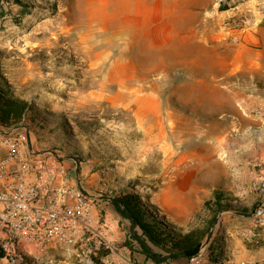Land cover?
I'll return each mask as SVG.
<instances>
[{
	"label": "rangeland",
	"instance_id": "obj_1",
	"mask_svg": "<svg viewBox=\"0 0 264 264\" xmlns=\"http://www.w3.org/2000/svg\"><path fill=\"white\" fill-rule=\"evenodd\" d=\"M238 1L166 0L163 31L153 28V0H0V79L33 104V145L75 158L97 199L135 191L147 204L176 174L198 175L213 158L237 159L230 114L242 112L239 83L264 96V64L242 75V39L226 33L242 27ZM222 10L227 17L218 21ZM195 17L198 36L188 29ZM208 215L203 206L184 231ZM237 223L242 242L264 251L256 233L243 235L264 229L247 216ZM126 240L48 248L30 263L92 264L101 252L113 255L110 263ZM209 244L202 245L208 254ZM220 245L215 250L229 260ZM137 257L131 252L121 264H144Z\"/></svg>",
	"mask_w": 264,
	"mask_h": 264
},
{
	"label": "crops",
	"instance_id": "obj_2",
	"mask_svg": "<svg viewBox=\"0 0 264 264\" xmlns=\"http://www.w3.org/2000/svg\"><path fill=\"white\" fill-rule=\"evenodd\" d=\"M154 5L158 7V11L154 16L153 28L165 31L167 23L166 0H153ZM231 7V6H230ZM242 13V27L235 30H228L226 33H232V36L242 39V61L239 62L237 70L242 71V75L246 72H257L258 68L264 64L263 47L257 46L264 43V0H240L234 6ZM162 8V9H161ZM233 9V8H232ZM226 11L222 10L218 21L221 17H227ZM197 12V11H196ZM234 13H238L233 10ZM241 15V14H240ZM240 17V16H239ZM230 21V20H229ZM191 34L195 31V36H198V19L190 21ZM189 26V25H188ZM193 35V34H192ZM253 85L242 81L239 83L241 87V95H239V103L242 112L238 111L230 114L236 119L238 129L237 138L232 141L236 145L239 154L237 159L213 158L206 164V169L200 170L198 175L192 174H176L174 182H168L161 186L158 191L146 197L148 203L155 205L161 213L165 215L164 219L177 227L186 230L187 222L192 218V215L199 212L203 207L205 200L211 199L214 190H224L231 193L233 203L243 205H253L257 201V196L247 190V184L257 171L256 165L259 160L264 157V123L259 117L251 112L258 106L264 107V96L261 98L256 93ZM29 143L26 145L32 150L37 151V147L33 145L32 137L28 136ZM5 153L3 145L0 144V157ZM68 175L73 179L77 175L80 178V187L91 192L90 185L83 181L82 173L77 171L79 164L74 159H64ZM76 167V168H75ZM234 168V169H231ZM237 168V169H235ZM92 195V194H91ZM95 209L93 210L92 232L86 233L84 238L79 242L87 244L96 237H99L104 244L111 245L115 239H125L129 232V221L122 218L114 209L108 198L97 199ZM243 216L234 214L229 211H224L220 214L218 223L214 229L212 240L215 239L227 249L230 258L223 261L222 264H239L244 260H255L258 263L264 262V251L249 249L242 242V226L237 221ZM252 219L251 217H248ZM191 229V228H190ZM244 236L248 237L251 233H256V242L264 241V231L249 230V233L244 230ZM99 243V241H98ZM114 248V247H113ZM206 251V246L203 247ZM117 251V259H110L107 255L103 258L105 264H121L129 261V256L132 251L125 246L120 247ZM133 255L138 254V262L151 264L152 262L136 251ZM208 252H206L207 255ZM122 261V262H121ZM170 264H186L183 262H172Z\"/></svg>",
	"mask_w": 264,
	"mask_h": 264
},
{
	"label": "built area",
	"instance_id": "obj_3",
	"mask_svg": "<svg viewBox=\"0 0 264 264\" xmlns=\"http://www.w3.org/2000/svg\"><path fill=\"white\" fill-rule=\"evenodd\" d=\"M256 114L264 123L263 105ZM28 133L26 127L0 129L5 149L0 157V264H27L48 248L75 245L93 230V196L80 187L77 173L70 178L56 153L27 150ZM257 167L247 188L257 196L250 217L264 229V157ZM206 252L202 247L186 264H211Z\"/></svg>",
	"mask_w": 264,
	"mask_h": 264
},
{
	"label": "trees",
	"instance_id": "obj_4",
	"mask_svg": "<svg viewBox=\"0 0 264 264\" xmlns=\"http://www.w3.org/2000/svg\"><path fill=\"white\" fill-rule=\"evenodd\" d=\"M33 104L15 96L11 86L0 79V129L10 131L26 127L31 136L30 125L27 122L33 110ZM27 118V119H26ZM49 150V149H48ZM61 156L55 150H50ZM75 160V158H73ZM115 211L129 221V232L124 246L132 252L136 251L154 264H170L172 262L187 263L196 256L205 242L210 241L208 259L211 264H222V255L216 247L219 241L212 240L214 229L220 214L229 211L240 216L250 217L256 206L233 203L231 193L224 190H214L212 198L205 200L203 206L209 212L203 225L192 226L188 231L169 223L154 212L155 205L142 201L141 195L135 191H126L108 197ZM108 252H101L93 258L94 264H105L103 258ZM27 264H31L30 261ZM259 264H264L259 263Z\"/></svg>",
	"mask_w": 264,
	"mask_h": 264
}]
</instances>
